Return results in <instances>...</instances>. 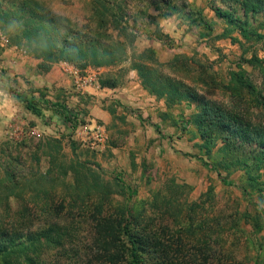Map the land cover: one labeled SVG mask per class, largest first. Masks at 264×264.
<instances>
[{"label":"rangeland","instance_id":"1","mask_svg":"<svg viewBox=\"0 0 264 264\" xmlns=\"http://www.w3.org/2000/svg\"><path fill=\"white\" fill-rule=\"evenodd\" d=\"M92 1L1 0V3L3 10L9 13L12 12V3L23 5V2H27L28 5L46 6L57 19L63 18L71 23L73 33H69L68 38L79 42L78 44H88L89 38H93L95 33L87 27L98 22L90 7ZM110 1L114 6L126 2L124 4H127L126 9L129 10L125 13L129 16L141 15L139 0ZM151 2L156 3L155 6L140 18L138 24L137 33L140 37L135 44L137 51L155 49L157 59L163 65L181 57L179 62L183 65L176 67L180 72L177 76L186 78L188 84L197 86L200 94L206 98L217 100L231 109H238L256 122L264 124V42H248L239 31H230L229 25L219 20L212 10L214 4L224 6L222 0ZM169 2H173L178 11L164 18L161 14L169 11L159 10L157 7L163 8V4ZM189 6L200 8L212 19L211 32L202 27H193L189 21L184 20L182 16L190 10ZM16 16L15 13L10 17L4 16L8 18L6 21L0 18V34L10 41L4 47H17L25 56L36 59L26 39L25 19ZM263 22V19L252 20L254 28L260 34H264V30L260 29ZM128 54L130 56L131 52ZM36 60L39 61L40 68L45 66L44 57ZM61 63L76 67L79 74L86 78L92 75L99 81L113 80L117 88L141 84L137 89L142 92L141 105L136 103V106L131 105L121 110L110 108L112 123L105 126L108 142L104 149L98 151L84 147L77 139L76 132L72 129L63 130L64 127L56 130L55 134L46 133L43 138L27 135L29 129L33 128L31 125L21 137L18 134L0 135V149L12 151L15 155L22 154L29 174L42 177L41 181L43 177L50 179V182L58 178L55 184L47 186V190L51 194L55 190L56 196L61 195L69 200L62 216L67 220L65 223L75 230L76 238L70 248L77 253L71 251L67 258L86 256L87 250L83 247L92 226L94 207L99 214L103 210L122 214L129 206L130 209L133 208V214L143 219L144 223L161 229L163 227L166 232H179L183 227L189 228V215L193 216L195 222L193 228H198L203 221L214 225V220L222 214L227 250L237 254L242 260H248L247 264H252L258 250L254 244H260L264 237V232L255 234L252 227L253 217L258 211H264V190L263 193H253L250 199L241 190L246 180L245 171H216L214 164L223 160V155L218 154L222 145L211 156L198 147L202 144V139L197 128L190 123L197 106L189 107L184 104L168 108L164 100H158L143 88L139 74L131 70L130 59L125 58L104 67L88 63L85 68H80L66 61L54 64L53 67ZM165 70L172 73L171 67ZM240 71L246 73L253 82L258 89L257 93L248 89H241L240 93L233 89L234 73ZM72 111L80 113L79 126L105 124L91 117L87 107ZM47 121L45 118L43 122L47 124ZM61 124L64 125L63 122ZM46 126L50 127L48 124ZM62 168L68 170L67 175ZM261 173L264 175V170ZM40 180L39 192L43 185ZM261 182L264 184V176ZM129 196L132 198L129 199ZM36 199L39 203L40 198ZM60 204L56 197L54 206ZM12 207L17 211L21 206L13 200ZM40 210L37 206L36 211ZM237 213L241 217L246 213L250 215V219H242L241 231L232 229L234 219L230 216L236 219ZM53 214L56 216V213ZM37 215L35 226L38 229L40 220L44 217L42 213ZM53 218L55 217L51 219ZM227 223L228 226L225 225ZM262 226L264 227V220Z\"/></svg>","mask_w":264,"mask_h":264},{"label":"trees","instance_id":"2","mask_svg":"<svg viewBox=\"0 0 264 264\" xmlns=\"http://www.w3.org/2000/svg\"><path fill=\"white\" fill-rule=\"evenodd\" d=\"M139 1L141 15L136 17L125 13L129 9H126L127 4L123 0V4L117 6L112 5L110 0H93L90 7L98 22L87 27L95 33L93 38L87 39L88 44H78L68 38L69 33H73L71 23L63 18L57 19L46 6L28 5L27 2H23V5L12 3V12L9 13L3 10L0 0V18L6 21V16L15 13L16 17L25 19L24 31L31 53L36 59L44 57L45 66L40 69L46 72L54 64L65 61L85 68L88 63L104 67L125 58L130 59L131 70L139 74L143 88L158 100H164L168 108L184 104L197 106L190 123L201 136L202 144L198 147L211 156L222 145L218 154L223 155V160L214 164L216 171H245L246 180L244 187H241L244 194L251 199L253 193H263L264 184L261 179L264 175L261 172L264 170V124L256 122L238 109H231L217 100L206 98L200 94L197 86L177 76L180 72L176 67L183 65L179 62L181 57L163 65L158 61L155 49L138 52L135 44L140 37L137 33L140 18L147 15L146 12L156 4L152 0ZM222 5L214 4L212 10L219 20L229 25L230 31H239L248 42H264V34H260L252 24L253 19L264 21V0H222ZM157 8L169 11L161 14L164 18L178 11L173 2ZM189 8L182 16L184 20L189 21L193 27H202L211 32L212 19L200 8ZM260 29L264 30V22ZM63 31L68 33L63 34ZM168 67L172 68V73L165 70ZM100 85L103 88L118 87L115 81L109 79L101 80ZM232 85L236 92L241 89L254 93L258 91L243 71L234 73ZM62 109L64 121L69 129L75 131L79 126L77 114L67 108ZM28 110L37 116L42 115L38 102L34 100L28 101ZM0 156V264H247L248 260H242L227 250L222 214L214 220V225L203 221L198 228H193L195 222L193 216L189 215V228L166 232L163 227L161 229L144 223L143 219L133 214V208L129 206L122 214L109 210L99 214L94 207L92 226L83 247L87 250L86 256L80 257V252L76 254L78 259L67 258L71 251L77 253L70 248L76 238L75 230L65 223L67 220L62 216L69 200L61 195L56 196L55 190L52 194L47 190V186L55 184L58 178L50 182V179L43 177L41 181L42 177L29 174L20 153L15 155L12 151L0 149ZM70 169L75 171L73 166ZM64 174H68L67 169H64ZM38 179L43 182L41 192L38 191ZM224 182L229 184L226 179ZM37 197L40 198L39 203L36 202ZM56 197L61 204L54 206ZM13 200L21 206L17 211L13 210ZM37 206L41 209L39 212L36 211ZM37 213H42L44 217L38 229L35 226ZM230 218L234 219L232 229L241 231L242 219H250V215L246 213L241 217L237 213L236 219L232 216ZM263 220L264 211H258L252 224L255 234L264 232ZM225 225L228 226V223ZM254 245L258 250L253 262L251 260L252 264H264V237L260 244Z\"/></svg>","mask_w":264,"mask_h":264},{"label":"crops","instance_id":"3","mask_svg":"<svg viewBox=\"0 0 264 264\" xmlns=\"http://www.w3.org/2000/svg\"><path fill=\"white\" fill-rule=\"evenodd\" d=\"M79 73L67 63L55 65L46 72L40 69L38 60L25 56L19 48L0 46V135H13V129H18L20 135L25 134L29 125L40 133V138L46 133L55 134L62 127L70 131L63 119L62 107L68 110L87 107L90 116L106 126L113 119L110 108L121 110L142 104V92L137 89L141 84L103 88L97 78L90 75L87 79ZM31 100L38 102L41 116L28 110ZM45 118L50 127L43 122Z\"/></svg>","mask_w":264,"mask_h":264},{"label":"built area","instance_id":"4","mask_svg":"<svg viewBox=\"0 0 264 264\" xmlns=\"http://www.w3.org/2000/svg\"><path fill=\"white\" fill-rule=\"evenodd\" d=\"M9 43L10 41L6 37H4L2 34H0V45L8 46ZM75 113L77 114L76 115L77 119L80 121V117H81L80 113H77V112ZM17 131L18 129L13 130L15 134H18V136L21 137L23 134L20 135L19 133H17ZM75 132H76L77 139L81 142V144L84 147L88 149H92L95 151L104 149L108 142L107 130L105 126L100 125V124H95L91 126H78ZM27 135L29 137H37V138L41 137L40 133L34 128H31L28 131Z\"/></svg>","mask_w":264,"mask_h":264}]
</instances>
